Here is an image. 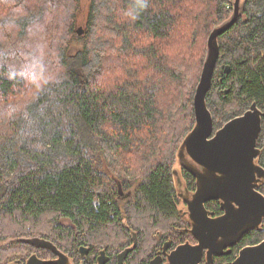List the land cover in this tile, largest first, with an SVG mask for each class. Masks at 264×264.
I'll return each instance as SVG.
<instances>
[{
	"label": "trees",
	"instance_id": "trees-1",
	"mask_svg": "<svg viewBox=\"0 0 264 264\" xmlns=\"http://www.w3.org/2000/svg\"><path fill=\"white\" fill-rule=\"evenodd\" d=\"M232 6L233 0H88L80 28L79 0H0V264L33 252L52 256L10 242L15 237L48 239L75 262L79 245L89 247L90 263L100 247L114 256L130 243L124 223L141 235L128 258L150 253L154 229L174 216L173 169L195 122L207 37ZM218 42L206 97L214 130L253 101L264 111V0H246ZM22 53L37 60L35 82L21 75ZM257 146L264 166V116ZM117 186H135L126 219ZM258 190L264 194V181ZM263 237L261 225L240 246ZM240 246L214 264L231 261Z\"/></svg>",
	"mask_w": 264,
	"mask_h": 264
},
{
	"label": "water",
	"instance_id": "water-1",
	"mask_svg": "<svg viewBox=\"0 0 264 264\" xmlns=\"http://www.w3.org/2000/svg\"><path fill=\"white\" fill-rule=\"evenodd\" d=\"M245 1L233 0L231 14L215 25L207 37L206 54L193 96L195 122L181 140L176 154L179 168L183 167L195 178L192 194H188L187 189L182 193L178 191L188 203L191 217L199 220L202 214L206 215L208 212L204 203L209 200L220 201L224 213L208 218L202 227L195 225L192 232L198 239L197 244L180 246L170 255V263H174L176 257L183 260V255L179 253L192 247L195 257L188 264H198L205 249L206 264H212L214 255H220L225 247L233 246L247 231L260 227L264 222V194L258 190L259 184L264 181V167L256 161L261 152L257 142L264 111L253 101L242 114L230 118L214 130L212 114L206 102L220 56L219 36L237 22ZM229 71L230 66L225 64L223 72L228 74ZM221 92L226 95L228 88ZM186 156L189 163L185 161ZM173 175L178 190V169H173ZM10 242L27 243L34 248L48 249L56 255L55 258L43 259L32 253L24 264H71L68 255L48 239L17 237ZM135 246L136 237L132 233V245L119 252L117 264H122ZM86 249L84 246L78 248L80 254H84ZM107 260L105 250L101 249L97 264H104ZM229 264H264V237L256 244L243 246Z\"/></svg>",
	"mask_w": 264,
	"mask_h": 264
},
{
	"label": "flooded vegetation",
	"instance_id": "flooded-vegetation-1",
	"mask_svg": "<svg viewBox=\"0 0 264 264\" xmlns=\"http://www.w3.org/2000/svg\"><path fill=\"white\" fill-rule=\"evenodd\" d=\"M177 161H178V158H177ZM185 161L188 163L190 162V160L187 156L185 157ZM186 172H188V171L186 170ZM180 173H181V175L178 172L179 179H180L179 185H180L181 190H185V188H187L188 194H192L195 190V178H194V176L188 172V174H190L194 180V185L190 187L188 184V181L182 177V172H180ZM174 185H175V191H176V197L173 199L174 200L173 201L174 216L172 219H170V218L166 219L165 224H162L163 228L161 227V228H155L154 229V233H152V235H151V239H152V241H154V243L151 245L150 253L146 252L145 255L138 257V258H135V259L134 258H132V259L128 258V255H127L125 257V259L123 260L122 264H133L135 261H139L142 264H188L190 261L192 263V260L195 257L194 248H192V247L187 248L184 251V253H179L180 255H183V257H182L183 260H179L176 257L175 262L170 263V255L173 252H176L180 246H183V245L194 246L195 244H197L198 239L196 238V236L192 232V230L194 229V226L198 224L202 227L203 224L206 223L208 218H213V217H217L219 215H222L224 213V211L220 207V201L209 200V201H206L204 203V209L208 213L204 212V213H206V215L202 214V216L199 220L194 219L190 215L191 211H190V208L188 206V203L178 194L175 177H174ZM116 191H117L116 197L119 199V204H120V210H119L120 215L122 218L126 219V215H128V213H129V208L133 204V201L135 200L133 197V195L135 196V193H134L135 192V186H132L130 188H125V189L121 188L120 186H117ZM211 201H216V203H210ZM122 206L126 208V210H127L126 214L123 213V209L121 208ZM124 225L126 226V229L128 231V235H129V239H130V243L128 245H126L125 247L132 245V233H134V235L136 237V243H138V241H140V237H141V235H138V233L140 232V228L134 229L131 225H129L127 223H124ZM262 225H264V222ZM150 242H151V240H150ZM240 242H241V240L238 241L233 246L225 247L223 249V252L220 255H214L213 260H212V264H214V261L216 258L230 253L232 251V248H234L235 246H237V245L240 246ZM247 245H252V244H247ZM80 246H84V245H79L78 248ZM243 246H246V244L241 245L238 248L237 252L234 253L233 259L231 261L225 262L224 264L231 263L235 259L239 250ZM84 247H86L87 249H86V252L84 254H80L81 260L75 262V261H72V259L68 256L71 264H97V257H98L99 251L101 249L105 250V254L108 257V260L104 264H117V261H118L117 256H118L119 252H121L125 248L124 247L123 249L119 250L113 256L106 249V247H100V248L96 249V251L94 250V262L90 263V261H88L86 259V256L89 253V247H87V246H84ZM41 249H44V248H41ZM51 254H52V256L49 258L40 257L38 254H37V256L40 258H43V259H50V258L56 257V255L53 252H51ZM206 261H207V259H206V249H205L203 251V256H202V258L198 264H206ZM24 263H25V261L13 262V264H24Z\"/></svg>",
	"mask_w": 264,
	"mask_h": 264
},
{
	"label": "clouds",
	"instance_id": "clouds-1",
	"mask_svg": "<svg viewBox=\"0 0 264 264\" xmlns=\"http://www.w3.org/2000/svg\"><path fill=\"white\" fill-rule=\"evenodd\" d=\"M22 58H25L26 62H23L22 67L23 71L21 72V75L24 77H31L32 81H36V64L37 60L35 57H27L26 54L22 53L21 54Z\"/></svg>",
	"mask_w": 264,
	"mask_h": 264
},
{
	"label": "rangeland",
	"instance_id": "rangeland-1",
	"mask_svg": "<svg viewBox=\"0 0 264 264\" xmlns=\"http://www.w3.org/2000/svg\"><path fill=\"white\" fill-rule=\"evenodd\" d=\"M79 3H80V9L78 11V14H77V17H76V21H77V27L81 28L84 25V22H85L88 0H79ZM178 168H179V164L177 162V164L175 166V169L177 170ZM179 169H178V172L181 175ZM185 189H187V188H185ZM178 191H180L182 193L184 190H181V188L179 187Z\"/></svg>",
	"mask_w": 264,
	"mask_h": 264
}]
</instances>
